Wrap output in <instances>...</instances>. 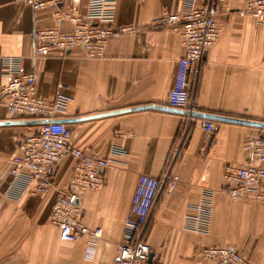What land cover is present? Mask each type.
<instances>
[{
    "label": "crops",
    "instance_id": "obj_1",
    "mask_svg": "<svg viewBox=\"0 0 264 264\" xmlns=\"http://www.w3.org/2000/svg\"><path fill=\"white\" fill-rule=\"evenodd\" d=\"M183 3L118 0L114 28L130 30L111 37L101 58L87 59L82 49L36 57L37 30L69 32L72 25L61 23L55 8L34 11L0 0V59L21 61L23 72L35 76V96L71 99L61 119L72 130L71 146L115 160L103 188L80 200L83 222L103 231L94 257L87 259L86 242L62 240L51 222L58 191L67 187L75 160L67 155L58 164L45 196L15 186L10 170L17 139L34 134L38 126L13 118L7 99L0 103V264H113L138 177L164 180L169 173L178 181L172 191L164 186L158 197L149 224L148 264H211L202 255L209 247L232 248L252 264H264V204L221 193L228 166L257 164L242 145L264 129L212 120L217 129L210 136L201 127L204 119L189 122L167 111L184 49L180 36L157 21L165 11L180 13ZM244 6L245 0L220 4L219 41L193 70L190 91L200 114L264 124V24L245 16ZM71 7L72 0L59 5L62 11ZM86 9L83 1L80 13ZM8 82L0 74V87ZM206 190L215 195L209 233L200 234L189 229L188 219L197 216L194 207Z\"/></svg>",
    "mask_w": 264,
    "mask_h": 264
},
{
    "label": "built area",
    "instance_id": "obj_2",
    "mask_svg": "<svg viewBox=\"0 0 264 264\" xmlns=\"http://www.w3.org/2000/svg\"><path fill=\"white\" fill-rule=\"evenodd\" d=\"M87 2L85 15L80 13V5ZM227 0H184L180 13L165 11L158 19V26L169 29L181 38L184 55L178 60L174 88L168 98V108L187 113L186 119L194 121L200 114L192 101L190 76L202 64L204 56L216 45L220 38L217 16L220 4ZM14 3L29 5L34 11L55 8L61 23L72 25L69 32L58 28L37 30L35 56H50L56 50L65 53L82 49L87 59L103 56L111 37L129 31L114 28L118 0H72L69 11H62L63 0H13ZM264 24V0H245L242 10ZM0 74L9 78L6 87H0V103H4L13 118L26 121H44L37 125L32 135L17 139V149L12 157L10 174L14 185H23L24 190L45 196L53 187L58 164L71 155L75 160L72 175L65 189L59 190L52 213L51 222L60 231L66 242H86L85 257L92 259L96 244L101 240V228H90L83 222L81 198L88 192L100 191L105 182V172L115 163L114 157L103 158L88 149L71 146L72 130L62 123L71 101L63 94L52 100L42 99L31 92L35 76L25 74L18 59H0ZM204 132L212 136L217 127L212 120L201 122ZM246 154L257 161L256 165L228 166L221 193L232 199L250 197L264 204V133L249 138L242 145ZM114 156L119 155L116 151ZM178 181L177 176L167 174L164 180L141 174L132 199L130 216L125 221L123 243L113 264H148L151 248L148 243L149 224L157 206V200L164 186L172 191ZM214 191L203 192L202 200L195 205L197 216L189 220L190 230L208 234L213 206ZM211 264H252L242 253L228 247H209L202 253Z\"/></svg>",
    "mask_w": 264,
    "mask_h": 264
},
{
    "label": "water",
    "instance_id": "obj_3",
    "mask_svg": "<svg viewBox=\"0 0 264 264\" xmlns=\"http://www.w3.org/2000/svg\"><path fill=\"white\" fill-rule=\"evenodd\" d=\"M167 111L179 113L181 115H186L187 113L181 112V111H174L171 109H167ZM196 118L200 119H206V120H213V121H221V122H230V123H235V124H242V125H249V126H256L258 128L264 129V124L260 123H247L239 120H233V119H228V118H222V117H216V116H209V115H203V114H196L194 115ZM62 123H65V121H61ZM27 124H33V125H39L45 123L44 121H27ZM152 255L150 254V258L148 263L151 262Z\"/></svg>",
    "mask_w": 264,
    "mask_h": 264
}]
</instances>
